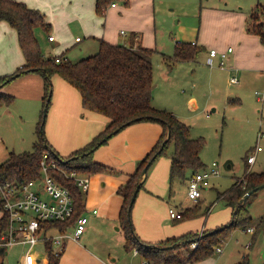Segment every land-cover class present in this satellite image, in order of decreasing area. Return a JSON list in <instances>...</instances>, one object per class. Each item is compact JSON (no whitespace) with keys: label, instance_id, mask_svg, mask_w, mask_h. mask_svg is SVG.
<instances>
[{"label":"rangeland","instance_id":"1","mask_svg":"<svg viewBox=\"0 0 264 264\" xmlns=\"http://www.w3.org/2000/svg\"><path fill=\"white\" fill-rule=\"evenodd\" d=\"M112 2L118 7L112 8ZM258 3L264 6V0H111L106 10L109 20H106V16L98 15L95 9L93 20L95 22H92V28L95 24L101 29H108L113 33L117 43L125 45L131 44V36L136 33V36L138 34L142 38L144 46L155 49L152 61L155 82L159 83L155 92L157 108L175 112L179 119L190 126L192 137H204L206 145L201 152L205 164L203 169H209L213 163H217L221 171L218 177L211 178L209 185L204 186L201 203L195 204L188 196L186 181L175 179L173 183L170 182L169 157L174 149V145L170 144L166 153L160 156L147 172L144 188L140 190L132 209L133 225L137 206L156 202L160 206V218L168 220L172 226L178 228L186 222V224L191 222L190 226L193 228L199 225L201 231L194 232L198 233L199 240L205 230L215 229L231 221L232 209L218 200V196L223 194V192L219 194V191H227L238 177H243L249 167L247 157L258 147L262 150L250 169L264 171V66H262L264 44L261 40L257 42L254 37L248 36L250 33L247 31L251 12ZM261 20L264 21V8ZM68 23L67 21L66 24ZM5 24L6 21L0 20V66L16 61L21 56L23 58L16 31L14 30L11 36L7 35ZM262 25L264 28V23ZM67 27L77 28L71 23ZM122 30L126 35L121 34ZM75 33L81 35L84 45L77 43L69 45L67 54L69 59L78 61L98 51L97 41H92L87 35L83 36L80 28L76 29ZM36 35L46 56L61 54L64 44L71 43L70 33L66 31L58 37L54 45L49 43L48 35L41 27L36 28ZM204 39L208 48L219 42L223 46L222 49L216 47L219 50L233 46L235 52L231 57L235 55L237 60H231L232 70L206 64L207 54L201 43ZM192 41L198 43L199 63H176L173 65V71H170L169 64L164 61V55H174L177 42ZM137 43L138 41L134 39V45ZM253 62H257L261 68L253 67ZM194 69L196 70L193 71ZM32 74L33 79L27 77L23 79L22 75L6 86L9 93L15 96V100L10 106L0 107V164L12 151L23 152L33 148V143L38 137L37 125L43 111L45 135L49 141L47 128L55 101L53 82L57 75L52 78L51 104L49 108L44 109L45 79L38 72ZM234 77L239 79L238 83L233 81ZM211 78L216 81L211 82ZM34 93H40L39 100L32 99L35 98L31 96ZM192 97L197 99L199 105L195 110H191L188 105ZM228 160L233 164L231 170L225 167ZM191 173L192 171H189L187 176L189 177ZM105 175L107 174L90 176L91 186L86 192L88 200L97 183L106 181ZM38 186H41V182ZM97 189L98 195L105 191L101 185L97 186ZM194 204L200 206L195 217L174 220L170 216V207L186 210ZM212 204H214L212 211L207 213V208ZM249 204L253 219L256 221L264 210V189L256 192ZM91 206L90 203L87 205L90 223L79 243L71 241L70 238H63V241L67 242L66 251L69 252L66 263L76 264L79 259L85 258L89 260L87 264H93L94 260L90 255L92 253L103 260L110 261L111 258H115L116 264H143L145 261L141 254L135 256L134 250H126L122 238L123 230L119 227L118 220L90 214ZM93 218H96L95 221ZM93 221L95 226L92 228ZM195 229L190 231H196ZM56 234L59 233L54 229L49 231V235ZM252 234L240 227L236 228L219 247L222 252L216 250L213 256L194 264H208L216 259L217 264H223L221 258L226 257L228 251L237 253L245 249L247 244H251ZM178 244L174 253L182 257L194 249L193 243L189 247L183 246L182 242ZM29 248L28 244H15L8 247V253L0 249V264H17ZM40 250L43 251V248ZM248 251L251 255L250 264H264V237L261 236L258 243Z\"/></svg>","mask_w":264,"mask_h":264},{"label":"trees","instance_id":"2","mask_svg":"<svg viewBox=\"0 0 264 264\" xmlns=\"http://www.w3.org/2000/svg\"><path fill=\"white\" fill-rule=\"evenodd\" d=\"M111 0H97L96 12L106 16V10ZM264 6L258 3L251 12L247 31L260 36L264 44V28L261 12ZM0 20L8 22L18 34V41L24 54L25 62L13 73L0 77V107L10 106L15 96L5 93L2 89L14 79L29 73L38 72L45 79L44 109L49 108L52 95V78L59 76L75 87L82 97L83 107L87 110L102 114L108 118L105 128L92 138L83 147L71 155H59L46 138L43 111L37 125V140L33 148L28 151L9 153L8 157L0 164V186L10 183L16 188H23L29 182L37 180L42 174V161L45 154H49V161L56 160L57 164L65 171H76L79 174L92 176L98 173L116 171L95 160V152L101 146L123 131L138 122H154L163 128V133L155 146L141 159L136 170L129 176L128 181L118 188V194L123 198L119 222L123 229L125 248L127 251L137 250L148 263L165 264H194L215 254L216 248L224 243L230 234L238 227L249 228L254 222L249 210L250 199L241 205L235 213L243 196L250 190L264 183V171H252L248 167L242 179L221 194L219 198L225 199L226 204L235 213V220L213 230H205L198 240V233L189 232L178 237L168 238L159 244H147L137 234L132 223L131 203L135 190L139 192L144 188L147 176L144 169L150 166L166 153L170 144L174 145L170 156V182L175 179L187 181L189 171L193 175L205 168L201 152L206 145L204 137H192L190 126L166 109L153 105L154 98V65L152 61L155 49L142 44L134 45L136 33L131 36V44H114L100 39L98 52L78 61L62 58L64 55L46 56L36 35V28L41 27L51 36L52 24L46 21L44 14L37 8L29 7L23 1L0 0ZM53 36V35H52ZM200 50L197 45L189 42H177L174 55H164V61L170 66L177 62L196 61ZM59 60V61H58ZM170 131V137L168 132ZM165 142V143H164ZM162 148V149H161ZM152 163L149 165V162ZM50 172L65 187L69 188L74 199V211L65 221H53L47 228L56 229L66 233L73 229L79 218L86 211V192L77 186L76 182L67 177L63 172L52 169ZM138 192V193H139ZM138 196V195H137ZM137 199V198H136ZM199 204L187 208L182 212V217L175 220L192 218L198 213ZM131 209V213L129 210ZM9 218L7 213L0 217V235L7 231ZM252 226V225H251ZM264 229V216L257 220L255 235ZM197 241V247L189 250L186 256H180L174 251L178 243L189 247ZM65 245V244H64ZM57 248L52 239L47 240L44 250L48 255L50 264H58L64 251ZM173 246V247H170ZM234 264H250V257L246 255L241 261Z\"/></svg>","mask_w":264,"mask_h":264},{"label":"crops","instance_id":"3","mask_svg":"<svg viewBox=\"0 0 264 264\" xmlns=\"http://www.w3.org/2000/svg\"><path fill=\"white\" fill-rule=\"evenodd\" d=\"M16 1H23L29 7L39 9L44 14L46 21H48L52 24L50 35H53L55 37V39L51 41L49 39V35H48V39H47L51 45H54L55 43H57L58 37L62 36L63 32L66 31V32L70 33L71 43H69V44L66 43V45L64 44V47L62 49L63 50L62 53L57 54L56 56L63 54L64 56L62 58H69L67 55V54H69L68 53L69 45H71L72 43L82 44L84 42V39L81 38V35H78V33H75V30L78 28H80V31L83 32V33H81V34H83V36L87 35L89 38H92V41H94V40L97 41L98 48L100 47V39H104L110 43L119 44L116 42V39H114L113 33L111 31H109L108 29H106V28L101 29L95 24H94L93 28L91 27L92 22L93 23L95 22L93 20H94V11L96 9L97 0H16ZM127 1H129V0H127ZM117 7H118V5L112 6V8H117ZM106 18H107L106 20H109V14H108V17L106 16ZM67 21L69 23L73 24V26H77V28L76 29H74V28L70 29L69 27H67V25L69 26V23L66 24ZM6 23L7 24H5V30H7V35L9 34L11 36V34L14 33L13 31L14 30L16 31V29H14L8 22H6ZM7 25H9V26H7ZM9 27H11V28H9ZM123 31L124 30L121 31V34L126 35V32H125V34L122 33ZM16 33H17V31H16ZM17 36H18V34H17ZM248 36L254 37V39L257 42L259 40H261L260 36H258V35L249 34ZM198 38H200V37L198 36ZM135 39H136V41H138L137 45L135 44V46H138V44H142V42H141L142 38H140L138 34L135 37ZM139 41H140V43H139ZM201 43H202L203 50H206L205 53L207 54V58L209 56V49L216 48V47L222 49V47H223L219 42V44L210 45V48H208L207 45H205V44H207L206 39H204V41ZM82 45H84V44H82ZM197 45H198V43H197ZM71 46H73V45H71ZM65 48H66V50L64 51ZM92 49H94V47ZM6 50H8V47L6 48ZM234 52H235V50L229 54L228 58L225 61L226 67H224V68L232 70L231 69L232 68L231 67V60H237V56L234 55L231 57V54H233ZM21 53H23V52L21 51ZM23 58H24V54H23ZM23 58L21 56V58L17 59L16 61H12L9 63L7 62L4 66L1 65L0 66V77L7 75V74H10V73H13L19 67H21L25 62V58L24 59ZM82 58H84V57H82ZM198 58H199V55H198ZM198 58L196 61L177 62V64L178 63H193V62H195V64H198L199 63ZM207 58H206V62H207ZM252 64H253V67H255V68H261L257 62H253ZM255 64H256V66H255ZM173 65L174 64H172L171 66L169 65L170 71H173V69H174ZM262 66H264V62L262 63ZM195 70L196 69H194L193 71H195ZM22 77H23V79H24V77H27V79H33V74H32V72H29ZM214 81H216V80L211 78V82L214 83ZM238 82H239V79L235 83H238ZM38 83H40L39 80H38ZM53 83H54V87H55V92H54L55 101L53 104V109L51 112V116L49 119V125L47 128V133H48V137H49L48 139H49V142H50L52 148H54V150L58 154H62L64 156H69L74 151H76L79 148L86 145L88 142H90L92 140L93 137H95L98 133H100L105 128V126L107 125L108 118L102 114H99V113L85 109L83 107L82 97H81V94L79 93V91L75 87L70 85L68 82H66L63 78L56 76V77H54ZM6 86L2 90L6 93H9V90H8L9 88ZM158 86H159V83L156 84L155 78H154L153 105L155 107L158 106L155 103V92H156V89ZM31 96L35 97V98H32L34 100H37V98H38V100L40 99V93H34ZM188 105H189L191 110H195L199 107L197 99L194 97L189 99ZM166 110H168V109H166ZM168 111L172 112L175 116H177L176 113L173 112L172 110H168ZM177 117H179V116H177ZM190 131H191V129H190ZM162 133H163V128L158 123L146 122V121L145 122H138V123H135V124L127 127L123 131H121L118 134H116L115 136H113L108 141L107 144L103 145L102 147H100L97 150V152L95 153L96 154L95 160L97 162H100V163L114 169L116 172L115 173L106 172V173H98V174L92 175L95 177V176H98L101 174H107V175H105L106 181H102L101 183L98 182L97 185L95 186V188L92 192V196L90 197V200H88V197H86V211L84 214L88 217L89 220H88V224L86 226V230L82 236H84L86 234L87 227L90 223V216L88 215L89 210L87 208V205L89 203L92 205L91 206L92 211L90 214L102 216L104 219H107V218L108 219L109 218L116 219L119 222L120 211H121V208L123 205V198H122V196H120L118 194V192H117L118 188L128 181L129 176L136 170L137 161L139 159L143 158V156H145V154L147 152H149L155 146V144L160 139ZM260 151L256 152V159H255L254 163H248V161H247L249 168L251 165L256 163L257 155ZM227 162H228V165H230V170H231L233 167L232 161L228 160ZM170 166H171V159L169 157V169H170ZM244 175H243V177H244ZM192 176H193V173H191V175L189 176V179ZM213 177H218V176L209 177L207 182L203 183L202 191H203V189H205L204 186L209 185L210 180ZM243 177H238L234 181L233 185L235 184V182L238 179H242ZM189 179L186 181L187 187H188ZM100 185L105 188L104 189L105 191L101 192L100 195H98L99 189H97V186H100ZM90 186H91V183H90ZM261 190H259V191H261ZM222 192H225V191H219V194ZM87 195H88V193H87ZM219 196H222V195H219ZM219 196H218V200H221L229 208V206L226 204L225 199L219 198ZM143 198L145 200L144 196H143ZM197 203H201V198ZM213 206H214V204L210 205L207 208V210H208L207 213H210L212 211ZM227 207H225V208H227ZM170 208H175V207H170ZM189 208H191V207H189ZM94 210H97V212L95 213ZM176 210L181 212V213L184 211L183 208L182 209H176ZM249 210L251 212L250 206H249ZM159 211H160V206L158 203L147 202L146 204L142 203L139 206H137V209L134 212V225H135L136 231H137L139 237L143 240V242L147 243L148 245L149 244L156 245V244H159L168 238L178 237V236L184 235L188 232H191L190 231L191 229L196 228L195 229L196 231H192V232L201 231L200 230L201 227H199V225L196 226L195 228L191 227L190 226L191 222H189V224H186L187 222L183 223L182 226H179L178 228H176V226H172L168 220L161 219ZM1 212H2V210H1ZM2 214H3V212H2ZM233 215H234V212L232 210V218H233ZM262 216H264V210L262 211V214L259 216V218H261ZM259 218L257 220H259ZM93 219L95 221L96 218H93ZM257 220L254 221V223L252 224V227H254V228L256 227ZM94 221L91 225L92 228L95 226ZM231 221H232V219H231ZM119 227L122 229L120 222H119ZM218 227H220V226H218ZM218 227H216V228H218ZM242 229L246 230L250 233H253L251 244L250 245L247 244L245 249L239 250V252H237V253H232V252H229L227 250L228 251L227 256L224 258L223 257L221 258L223 260V264L237 263V262L241 261L246 255H249V257H251L248 249L250 247H253L256 243H258L261 236L264 237V229L257 233L255 239H254V235H255L256 230L254 232H251L248 230V228H242ZM202 230H204V229H202ZM209 230H213V229H209ZM82 236L79 239L70 238V240L73 242L79 243V240L82 238ZM122 238L124 241V234H123ZM66 243H65V245H66ZM71 243L72 242H70V244ZM124 244H125V241H124ZM65 245H64L65 249H64L63 254L60 258V262H59L60 264H67L66 263V261L68 259L67 253H69V252L66 251L67 245L66 246ZM41 247L43 248V251L40 250ZM7 249L8 248H6V253H8ZM35 252L39 258H42V261L38 264H50L48 255L46 254V252L44 250L43 244L38 245L35 249ZM138 254H135V251H134L135 256H137ZM90 255L92 256V258L94 260L93 264H116V262H117V259H115V258L114 259L111 258L110 261H108V260L99 259V258L95 257L94 254H92V253ZM88 262H89L88 259L82 258L81 260L79 259L78 263H76V264H87ZM208 264H217V259L213 260L212 262H209Z\"/></svg>","mask_w":264,"mask_h":264},{"label":"built area","instance_id":"4","mask_svg":"<svg viewBox=\"0 0 264 264\" xmlns=\"http://www.w3.org/2000/svg\"><path fill=\"white\" fill-rule=\"evenodd\" d=\"M112 6H116L113 2ZM125 34V31L122 32ZM52 41L54 36H49ZM192 45H197L196 41ZM234 51L233 46L226 49L219 50L211 48L207 58L209 66L219 65L226 67V59L229 54ZM219 60V61H218ZM59 61V60H58ZM237 82V77L233 78ZM258 147L252 154L248 155V163H254L256 159V152L260 151ZM49 154H45L42 161V174L39 179L33 180L25 185L23 188H16L12 184L7 183L5 186H0V209L7 213L9 224L7 231L0 235V249L8 248L15 244H28L29 249L26 250L23 257L17 264H38L42 261L36 255L35 249L38 245L52 239L57 248L61 249L65 244L63 238L79 239L86 230L88 224V217L82 215L76 226L71 231L56 235H49L52 229L47 228V224L53 221H65L72 216L74 211V199L69 188L63 186L57 178L50 172L52 169H57L63 172L67 177L73 179L77 186L84 192L90 188V176L79 174L76 171L67 172L63 170L56 162V160L49 161ZM221 171L217 163H213L209 169H203L194 174L188 183V196L191 200L197 203L202 197V186L211 176H219ZM41 182V186L38 183ZM96 213L97 210H94ZM170 216L174 219L182 217V213L175 208H170ZM249 231L254 232V227H249ZM197 242L192 245L197 247ZM217 251H221L219 247ZM138 254L137 250H134ZM145 264H158L155 262Z\"/></svg>","mask_w":264,"mask_h":264},{"label":"water","instance_id":"5","mask_svg":"<svg viewBox=\"0 0 264 264\" xmlns=\"http://www.w3.org/2000/svg\"><path fill=\"white\" fill-rule=\"evenodd\" d=\"M46 112H47V110H46ZM169 137H170V131L168 132V137H167V139L165 140V142L169 139ZM165 142H164V143H165ZM161 149H162V148H161ZM151 163H152V161L149 162V165H150ZM225 167H226L227 170H230V165H228V162H226ZM147 172H148V167H146V168L144 169V177L147 176ZM139 188H140V185L138 186V188L135 190V192H134V194H133V197H132V200H131V203H132V204L134 203V201H135L136 198H137V195H138V192H139ZM263 188H264V183L261 184V185H259V186H257L256 188H254V189L248 191V192L243 196V198L240 200L239 205L237 206V208H236V210H235V213L238 211L239 207H240L241 205L245 204V203L249 200V198H250L255 192H258L259 190H261V189H263ZM129 213H131V209L129 210ZM235 213H234V215H233L232 222L235 220ZM170 247H173V246H170ZM1 250H2V251H5L6 248H1Z\"/></svg>","mask_w":264,"mask_h":264}]
</instances>
